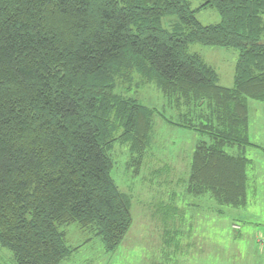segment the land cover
I'll return each mask as SVG.
<instances>
[{
	"label": "trees",
	"instance_id": "obj_1",
	"mask_svg": "<svg viewBox=\"0 0 264 264\" xmlns=\"http://www.w3.org/2000/svg\"><path fill=\"white\" fill-rule=\"evenodd\" d=\"M201 1L0 0V247L16 264H60L76 249L70 224L106 252L124 242L131 199L111 177V150L120 139L143 156L158 113L118 92L134 75L161 92L169 123L204 137L186 193L246 205L248 102H264V0ZM206 8L217 23L197 20ZM191 44L236 49L232 86Z\"/></svg>",
	"mask_w": 264,
	"mask_h": 264
},
{
	"label": "rangeland",
	"instance_id": "obj_2",
	"mask_svg": "<svg viewBox=\"0 0 264 264\" xmlns=\"http://www.w3.org/2000/svg\"><path fill=\"white\" fill-rule=\"evenodd\" d=\"M188 1L192 9L202 2ZM195 17L204 25L219 21L217 12L209 8L197 10ZM189 51L199 53L215 69L219 85L232 86L236 49L191 44ZM138 80L137 75L131 82L124 80L118 92L157 110L149 145L143 156L131 153L130 142L120 139L111 150V177L130 196L131 226L124 242L107 253L99 238L75 224L65 226L69 246L87 241L60 264H161L162 260L164 264H264V247L257 241L264 237V102H248L249 138L255 145L246 148L251 160L246 170V205L223 206L208 195L186 193L191 153L204 137L169 123L176 116L161 92L153 83L138 86ZM0 264H16L3 247Z\"/></svg>",
	"mask_w": 264,
	"mask_h": 264
},
{
	"label": "crops",
	"instance_id": "obj_3",
	"mask_svg": "<svg viewBox=\"0 0 264 264\" xmlns=\"http://www.w3.org/2000/svg\"><path fill=\"white\" fill-rule=\"evenodd\" d=\"M75 225H76V224H75ZM76 226H77V225H76ZM77 227H78V226H77ZM78 228H79V227H78ZM79 229H80L81 231H83V232L85 231V230H83V229H81V228H79ZM65 232H66V231H65ZM86 232L89 233V234H91L92 237H97V236L93 235L92 233H90V232H88V231H86ZM261 234H262V233H261ZM258 236H259V234L257 235V237H258ZM257 237H255V238L257 239ZM97 238H99V237H97ZM99 239H100V238H99ZM86 241H87V240H85L82 244L77 245V246H75V247H71V246H69L68 244H67V245H68L70 248H76L74 251H77L78 249H80V248L82 247V245H84V243H86ZM100 241H101V240H100ZM101 243H102V242H101ZM102 246H103V244H102ZM103 248H104V247H103ZM255 248H256V247H255ZM260 249H261L260 251H262L263 248H260ZM102 250H103V249H102ZM74 251H73V252H74ZM256 251H257V253H259V251L257 250V248H256ZM73 252H72V253H73ZM103 252H106L105 249H104ZM262 252H263V251H262ZM72 253H71V255H72ZM106 253H107V252H106ZM259 254H260V253H259ZM71 255H70V256H71ZM70 256H69V257H70ZM69 257H67V258H69ZM67 258H66V259H67ZM172 262H174V261H172ZM159 263L164 264V261L162 260V261H160Z\"/></svg>",
	"mask_w": 264,
	"mask_h": 264
},
{
	"label": "built area",
	"instance_id": "obj_4",
	"mask_svg": "<svg viewBox=\"0 0 264 264\" xmlns=\"http://www.w3.org/2000/svg\"><path fill=\"white\" fill-rule=\"evenodd\" d=\"M257 241L261 245V247H264V237L263 236H261L260 238H258Z\"/></svg>",
	"mask_w": 264,
	"mask_h": 264
}]
</instances>
